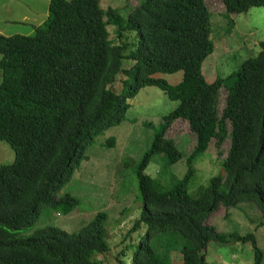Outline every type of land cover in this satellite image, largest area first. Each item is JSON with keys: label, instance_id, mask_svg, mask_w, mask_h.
Returning <instances> with one entry per match:
<instances>
[{"label": "trees", "instance_id": "trees-1", "mask_svg": "<svg viewBox=\"0 0 264 264\" xmlns=\"http://www.w3.org/2000/svg\"><path fill=\"white\" fill-rule=\"evenodd\" d=\"M101 2L50 0L48 20L35 27V35L0 36V142L16 154L15 162L0 167V264H104L94 256L110 251L107 213H97L74 232L54 224L34 228L33 221L42 209L70 215L80 207L76 197L61 191L89 160L93 138L122 119L128 100L147 86L158 87L178 105L163 116L137 171L142 209L129 234L142 225L147 231L129 264H169L172 248L165 254L157 248V255L152 240L172 231L187 241L182 264H211L212 242L250 243L254 264H264L254 234H222L209 222L221 208L241 203L255 204L264 215V41L240 69L209 81L202 66L216 44L205 0H142L130 8L125 25L117 9L104 10ZM223 2L235 15L264 8V0ZM109 26L119 39L135 32L137 41L127 55L131 67H123L128 44H116ZM179 71L182 79L175 85L156 76ZM121 73L128 78L119 92L115 84ZM178 119L187 120L196 137L182 179L167 172L183 158L177 141L167 136ZM227 139L223 173L190 195L194 160L211 151L213 141L220 155ZM115 145L111 137L104 147ZM155 155L171 177L169 189L144 174ZM26 228L34 230L22 235Z\"/></svg>", "mask_w": 264, "mask_h": 264}, {"label": "rangeland", "instance_id": "rangeland-1", "mask_svg": "<svg viewBox=\"0 0 264 264\" xmlns=\"http://www.w3.org/2000/svg\"><path fill=\"white\" fill-rule=\"evenodd\" d=\"M140 1L142 0H102L101 3L104 10L117 9L125 25L130 8L138 6ZM205 1L211 10L212 40L216 47L214 53L203 62L202 71L206 79L214 81L220 76L226 77L237 71L244 60L258 54L261 49L259 43L264 41V8H252L247 13L235 15L227 13L223 0ZM49 2L50 0H0V36L35 35V27L45 25L48 20ZM108 32L116 44H128L123 67H131L134 62L128 59L127 55L137 41L135 32H124L122 39L117 36L114 26H109ZM182 75V71L156 74L173 85L181 81ZM125 77L128 78L122 73L117 77L115 86L119 92L123 90ZM132 80L129 78L127 83L130 84ZM2 81L3 72L0 69V83ZM220 96V110L223 115L227 92L222 91ZM128 103L129 107L123 113V118L93 138L87 153L89 160L83 162L80 169L76 170L71 184L61 191V194L71 193L76 197L81 203L80 207L70 215L42 209L33 221L34 228L54 224L74 232L89 223L97 213H107L110 251L105 255L94 256L104 264H129V257L145 236V225L136 233L129 234L142 209L137 171L163 123V116L178 105L177 101L171 100L156 86L142 88ZM228 129L230 132V124ZM167 136L177 141V146L183 154V158L167 172L173 174L176 179H182L188 171L186 160L194 150L196 137L191 133L189 123L185 119H178L169 129ZM111 137L116 139V145L107 149L104 144ZM230 145L231 141L227 139L219 155L216 141H213L211 151L194 160L191 167L195 174L188 185L190 195L195 196L202 186L209 185L214 177L223 173L222 163L228 155ZM15 160L16 154L11 146L0 142V167ZM161 166L162 157L155 155L144 174L156 179L163 188L169 189L171 177L162 171ZM228 211H233V219H226L223 216L226 209L221 208L209 221L222 234H254L259 247L264 251V215L257 206L253 203H241ZM28 231L29 228L22 230V235L32 232ZM185 244L187 241L178 231L159 233L152 240L156 254L157 248L161 254L172 248L169 264H182L180 251ZM207 253L211 264H254V252L250 243L212 242Z\"/></svg>", "mask_w": 264, "mask_h": 264}, {"label": "crops", "instance_id": "crops-1", "mask_svg": "<svg viewBox=\"0 0 264 264\" xmlns=\"http://www.w3.org/2000/svg\"><path fill=\"white\" fill-rule=\"evenodd\" d=\"M227 214H228V216H227ZM216 215V214H215ZM215 215L214 216H212V217H215ZM223 216H225L226 217V219H228V218H232L233 219V211H226V214L225 215H223ZM210 220V219H209ZM210 222V221H209ZM211 223V222H210ZM209 261V260H208ZM210 262V261H209ZM211 263V262H210Z\"/></svg>", "mask_w": 264, "mask_h": 264}]
</instances>
